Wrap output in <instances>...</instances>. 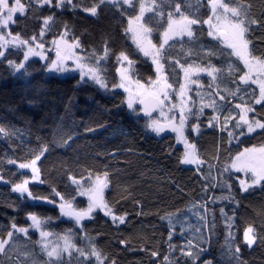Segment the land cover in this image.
Segmentation results:
<instances>
[{
  "label": "trees",
  "instance_id": "trees-1",
  "mask_svg": "<svg viewBox=\"0 0 264 264\" xmlns=\"http://www.w3.org/2000/svg\"><path fill=\"white\" fill-rule=\"evenodd\" d=\"M21 2L29 4L30 0ZM156 2L159 3L160 0ZM176 2L181 3L182 11L191 18L207 20L211 15L207 0ZM243 2L252 5L253 18L264 21V0ZM55 3L56 0H53V4ZM73 3L79 5L76 10L70 7L30 8L23 16L17 15L16 24L9 27L14 34L18 32L22 38L28 39L38 34L42 27V18L51 15L54 19L53 27L43 38L49 42L47 47L64 31V25L69 26V36L75 35L79 38L86 50H99L105 40L109 41L114 54L109 57L104 68L110 89L112 83H119V74L116 71L119 65L116 63L115 54L122 50L136 61V79L146 81L148 77L154 78L151 61L136 52L135 45L124 32L127 16L136 13L129 11L121 17L115 10L102 6L98 15L92 16L82 9L90 6L93 0H73ZM224 3L232 5L233 0H224ZM164 11L171 9L165 8ZM150 17L152 14L145 17L146 22ZM157 20L158 18L152 17L149 26L155 29ZM159 23L163 27L167 26L163 20ZM163 27L159 31H163ZM206 29L207 25L194 26L200 43L210 45L218 53L212 62L220 67V60L227 57V51L224 52V57L219 56L225 45L211 41L206 36ZM248 39L255 47L254 54L260 55L264 51V30L254 27ZM153 40L156 42L155 34ZM183 47L198 50L197 45L188 43L187 38ZM180 49L181 45L176 44L173 55L180 58L181 63H185V59L180 56ZM84 54L87 55V52ZM8 59L19 62L23 59V49H10ZM188 62L193 61L189 59ZM228 62L234 65L239 74L246 70L235 57H228ZM43 63L38 58L30 59L28 70L31 75L25 77L14 74L7 61L0 59V127L16 128L22 132L20 137L6 139L0 136V174L4 175L5 181L10 182L0 181V237L6 236L12 222L27 227L31 223L27 219L28 213L52 217V224L45 229L47 231L63 234L65 229L73 227L71 223L61 222L57 207L46 202L33 201L12 190L13 184L25 178L31 179V173L15 165H8L7 159H15L18 165L34 158L41 146H47L48 151L37 163L41 169V179L45 182L30 183L32 192L52 199V188L65 194L73 191L70 181L72 176L80 179L88 173L100 176L107 173L109 186L105 191V198L117 215L127 213L126 222L123 225H114L111 218L98 212L93 221L86 223V231L96 238L97 247L114 258L117 264H161L163 256L170 255L168 221L162 218L205 198L202 193V177L196 171V166L180 163L184 147L178 143L175 133L156 135L145 127V118H137L127 109L122 103L126 97L123 90L104 91L92 83H80L77 74H47L42 67ZM169 76L172 82V74L169 73ZM203 80L205 88L202 91L206 93L210 80L206 76ZM220 86L234 88L231 83ZM253 89L257 90L258 95L257 86L252 85V88L247 89L245 100L251 101L250 94ZM223 94L222 92L221 95ZM241 94H244L243 90ZM193 98L196 99L195 96ZM229 99V108L241 102L238 97ZM212 115V110L206 108L198 120L195 117L189 118V126L200 124V135L192 133L190 127L185 132L189 141L196 144L200 158L207 163H213L219 168L221 164L229 162L230 155H235L244 148L264 146V130L260 129L246 137H240L239 141L234 140L229 146L226 136L207 127L208 119ZM253 118H264V108L255 105V113H249V119ZM218 146L220 152L217 161L213 158L217 155ZM206 170L205 165L202 171ZM236 175L243 176L242 173ZM229 182L239 205L219 200L215 205L210 204L209 207L215 210V221L213 223L209 216L204 227H201L194 211L188 217L191 230L185 225L186 230L180 235V228L177 226L172 243L180 246L191 241L203 248L205 251L196 264H204L209 260L212 264H236L225 249L228 229L219 212L220 208H224L228 216H232L235 207L236 219L231 231L235 245L240 247L239 260L242 264H264V245L257 243L249 248L243 242V231L249 223L264 234V189L257 186L243 193L235 176ZM227 194L219 187L208 193L209 196ZM77 203L85 207L86 198H78ZM196 230L203 235H198ZM29 236L32 241L39 239V233L32 230ZM120 240H126L127 244H120ZM20 242L24 243V240L21 239ZM73 243L80 248L86 246L79 233L74 237ZM152 251H158L160 256L149 255ZM174 258L179 259L180 264H191L190 260L179 256V251ZM73 264H76L75 260Z\"/></svg>",
  "mask_w": 264,
  "mask_h": 264
},
{
  "label": "snow or ice",
  "instance_id": "snow-or-ice-1",
  "mask_svg": "<svg viewBox=\"0 0 264 264\" xmlns=\"http://www.w3.org/2000/svg\"><path fill=\"white\" fill-rule=\"evenodd\" d=\"M207 5L211 12L207 20L194 19L186 15L182 11L181 3L176 0H160L159 3L156 0H138V11L137 0H93L90 6L84 7L82 10L92 16L98 15L102 6L115 10L121 17L129 11L136 13L127 16V27L124 28V32L131 37L136 52L142 53L143 57L151 61L154 78L148 77L146 81L140 78L134 80V75L138 77L135 71L136 61L122 50L115 54L116 63L119 65L116 68L119 83H112L110 89L104 65L114 53L108 40L103 42L99 50L96 48L86 50L79 38L75 35L69 36V26L64 25V31L50 42L51 47H47L46 44L49 42L43 38L53 27L54 19L51 15L42 18V27L38 34L28 39L22 38L18 32L14 34L9 27L16 24L17 14L23 16L30 8L47 6L57 9L70 7L76 10L78 4H74L73 0H56L55 4L53 0H30L29 4L22 3L21 0L11 2L0 0V59L7 61L14 74L25 77L31 75L28 62L32 57H38L44 61L42 67L47 74L69 75L78 72L80 83H92L104 91L123 89L127 95L122 103L137 118H146L147 129L157 135L170 129L176 134L177 141L184 145L180 163L196 166V171L202 177V193L205 198L162 218L168 221L170 255L163 256L161 264H180V260L174 258L177 251L180 257L190 260L191 264H196L205 250L191 241L180 246L173 244L177 226L180 228V235L185 232V225L191 230L188 217L194 211L201 227L207 225L209 216L214 223L215 210L209 205H215L218 200L230 201L238 206L239 201L235 199L233 186L229 182L233 176L243 193L257 186L264 189V146L244 148L243 151L230 155L228 163L216 168L213 163H207L200 158L196 144L190 142L185 135L189 127L192 133L200 135V124L194 123L189 126L188 121L190 117L198 120L206 108L211 109L213 113L208 119L207 127L216 129L226 136L229 146L234 140L239 141L240 137H246L257 129L264 130V118L249 119V113H255V105L264 108V51L260 55H255V47L248 39L254 27L264 30V21L253 18L252 5L244 3L243 0H233L232 5L224 3V0H207ZM165 8H170L171 11L165 12ZM146 12L158 18L155 29L149 26L152 17L146 22ZM160 20L167 26L163 27V24L159 23ZM202 25H207L206 36L211 38V41L225 45L219 56L224 57V52L227 51V57L220 60V67L212 62L218 53L210 45L200 43V37L194 31V26ZM161 27L163 31H159ZM154 34L156 42L153 40ZM185 38L188 43L197 45L198 50L185 49L183 47ZM176 44L181 45L180 56L185 59V63H181V59L173 55ZM10 49H24L23 59L19 62L8 59ZM49 52L53 53V56H49ZM85 52L87 55L83 54ZM228 57H235L242 62L243 68L246 69L243 74H239L234 65L228 62ZM189 59L193 62H188ZM197 60L201 62L196 63ZM169 73L172 74V82ZM201 74H206L210 80L206 93L202 91ZM233 77L237 78L232 79ZM228 83L234 85V88L220 86ZM193 85L196 86L195 90ZM252 85L257 86L258 95L257 90L253 89L250 94L251 101L245 100L247 89L252 88ZM242 90L244 94H241ZM237 97L241 102L229 108V98ZM174 99L176 102H173ZM141 112L144 114L143 117L140 116ZM153 113L157 114L155 118ZM21 135L20 129L0 127V136L6 139ZM68 139L70 140L71 136ZM47 151V146H41L39 152L34 154V158L18 165L15 159H7L8 165L31 170V179L25 178L13 184L12 190L33 201L38 200L57 207L61 222L71 223L73 227L65 229L63 234L47 231L45 229L52 224V217L28 213L27 219L31 223L27 227L12 222L8 226L10 230L6 232V236L0 237V264H73V260L76 264H93V261L94 264H117L114 258L97 247L96 238L85 228L86 223L93 221L98 212L110 217L114 225H123L126 222L127 213L117 215L105 198L104 193L109 186L107 173L102 177L88 173L80 179L72 176L70 181L73 191L65 194L52 188V199L38 193L34 194L29 184L45 182L41 179V169L37 162ZM219 152L218 146L217 155L213 159L219 160ZM205 165L207 170L202 171ZM237 173H243L244 178L236 175ZM0 181L10 183L4 180L2 174ZM217 187L228 194L209 196L208 193L214 192ZM78 198H86L85 207L79 206ZM219 212L228 229L225 236L226 252L236 264H242L239 260L240 247L235 245L231 231L236 219L235 207L232 216H228L224 208H220ZM30 230L39 233L38 240H31ZM196 231L198 235H203L201 231ZM77 233L85 241L86 246L83 248L72 242ZM53 236L56 237V243L51 239ZM21 239L24 243L20 242ZM243 242L249 248L257 243L264 245V234L249 223L243 231ZM119 243L126 245L127 241L120 240ZM149 255L159 257L160 253L152 251ZM204 264H212V261H205Z\"/></svg>",
  "mask_w": 264,
  "mask_h": 264
},
{
  "label": "rangeland",
  "instance_id": "rangeland-1",
  "mask_svg": "<svg viewBox=\"0 0 264 264\" xmlns=\"http://www.w3.org/2000/svg\"><path fill=\"white\" fill-rule=\"evenodd\" d=\"M10 2H11V0H10ZM149 14H151V13H145V17L147 16V15H149ZM17 15H19V14H17ZM130 37V36H129ZM130 40H131V42H132V39H131V37H130ZM133 43V42H132ZM49 47H51V45L49 46ZM23 51H24V49H23ZM84 54V53H83ZM142 54V53H141ZM85 55V54H84ZM49 56H53V53H51V52H49ZM34 58H38V57H32V58H30V59H34ZM39 59V58H38ZM72 74H77V75H79L78 74V72H74V73H72ZM57 75H59V76H66V75H60V74H57ZM70 75V74H69ZM204 76H206V74H201V77H200V83L203 85V88H205V83H204V80H203V77ZM207 77V76H206ZM133 79L135 80L136 78L133 76ZM193 88H196V86L195 85H193L192 86ZM120 90H123V89H120ZM124 91V90H123ZM127 95V94H126ZM173 102H176L175 101V99H174V101ZM156 115L157 114H155V116H153L154 118L156 117ZM177 119H178V117H177ZM186 132V131H185ZM154 133V132H153ZM166 133H174V132H172L170 129L169 130H167L165 133H161V134H159V135H163V134H166ZM154 134H156V133H154ZM157 135V134H156ZM185 135H186V133H185ZM180 145H182L183 147H184V145L182 144V143H180V142H178ZM257 148H259V147H257ZM38 163V162H37ZM189 166H195V165H189ZM24 170H27V171H29L30 173H31V170L30 169H24ZM243 174V173H242ZM102 177V176H101ZM241 178H244V174H243V176L241 177ZM87 186V185H86ZM106 191V190H105ZM104 195H105V193H104ZM110 218V217H109ZM52 241H53V243H56V237L55 236H53L52 238ZM73 242V241H72Z\"/></svg>",
  "mask_w": 264,
  "mask_h": 264
},
{
  "label": "water",
  "instance_id": "water-1",
  "mask_svg": "<svg viewBox=\"0 0 264 264\" xmlns=\"http://www.w3.org/2000/svg\"><path fill=\"white\" fill-rule=\"evenodd\" d=\"M155 114H156V113H153V116H154ZM140 116L143 117L144 114L141 112V113H140ZM145 119H146V118H145Z\"/></svg>",
  "mask_w": 264,
  "mask_h": 264
}]
</instances>
